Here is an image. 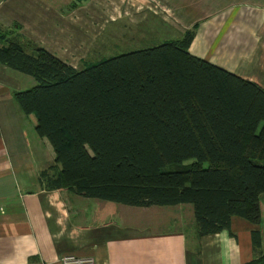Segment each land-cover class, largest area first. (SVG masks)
I'll list each match as a JSON object with an SVG mask.
<instances>
[{"label":"trees","instance_id":"trees-1","mask_svg":"<svg viewBox=\"0 0 264 264\" xmlns=\"http://www.w3.org/2000/svg\"><path fill=\"white\" fill-rule=\"evenodd\" d=\"M194 34L77 70L0 31V65L35 83L12 97L54 153L39 175L45 190L139 209L190 205L198 238L232 218L262 225L264 91L191 56Z\"/></svg>","mask_w":264,"mask_h":264},{"label":"crops","instance_id":"crops-1","mask_svg":"<svg viewBox=\"0 0 264 264\" xmlns=\"http://www.w3.org/2000/svg\"><path fill=\"white\" fill-rule=\"evenodd\" d=\"M140 2L0 0V31L83 69L96 44L76 37L88 13L105 18L89 27L106 32L112 26L113 40L120 27L175 40L194 28L191 56L264 91V8H230L194 21L192 7L182 9L188 19H179L172 0H147L142 7ZM25 78L0 65V264H61L65 256L91 258L95 264H249L264 257V196L261 226L232 218L228 231L198 238L190 205L139 209L45 190L39 175L54 166V153L36 136L35 118L23 116L12 97L34 87ZM167 225L174 230L160 231ZM254 232L261 234L259 243Z\"/></svg>","mask_w":264,"mask_h":264},{"label":"rangeland","instance_id":"rangeland-1","mask_svg":"<svg viewBox=\"0 0 264 264\" xmlns=\"http://www.w3.org/2000/svg\"><path fill=\"white\" fill-rule=\"evenodd\" d=\"M147 1V0H144ZM143 0H141L140 3H138L139 7H142L144 4H146ZM170 1V0H168ZM173 9L178 11L176 16L180 18H187L188 19V13L185 14L183 8L185 7H192L194 9L195 13L193 12V19L194 21L197 19L203 20L204 18L210 17L214 14H217L223 10H227L230 8H236L241 6H253L258 8H264V0H172ZM104 3V2H103ZM144 3V4H143ZM149 4L153 6H158L157 4L150 2ZM148 6V4H146ZM104 10V7H103ZM104 12V11H103ZM165 15V14H164ZM87 19L85 21L82 20V23H79L80 27L76 29L77 35L76 37H81V42L85 43H93L96 41V44L94 46L93 51L90 52L88 57L86 56V61L82 64L83 68L88 67L89 65L97 64L98 62L108 60L117 56L129 54L138 50L148 49L156 46H160L164 42H170L172 40H175L173 38H170L166 36L165 34H160L159 36H156L152 38L150 35H146V33L143 34V32L140 34L139 30L137 29H131L129 26V29H120L116 31L118 33V36L113 39H111L110 34L112 32V26H109L106 32L101 31L98 29L99 27L94 25V27H98L97 29H91V26L89 22L93 20H100L101 22L104 21L105 18H97L95 14H86ZM167 16V15H166ZM169 16L172 17L170 14ZM97 18V19H95ZM145 26H149L150 23L146 22L144 24ZM174 25V24H173ZM89 27V28H88ZM157 27V25H156ZM174 27L177 29V27L180 30V24L179 26L174 25ZM156 32H157V28ZM160 30V28H158ZM127 30V31H126ZM123 35L125 37H123ZM118 39V40H117ZM143 41V42H142ZM84 45V44H83ZM82 53V52H81ZM79 53L77 57H82L85 55H81ZM71 64L75 65L76 69H81V65L78 62H70ZM18 74V73H17ZM20 77H24L21 74ZM31 81L33 86H35L34 82L30 78H25ZM31 87H27L24 89H21L22 91L30 90ZM88 201V203H94L91 200H85ZM160 231H172L174 230L173 226H163L159 228Z\"/></svg>","mask_w":264,"mask_h":264},{"label":"built area","instance_id":"built-area-1","mask_svg":"<svg viewBox=\"0 0 264 264\" xmlns=\"http://www.w3.org/2000/svg\"><path fill=\"white\" fill-rule=\"evenodd\" d=\"M61 264H95L91 258H79L75 256H65L60 261Z\"/></svg>","mask_w":264,"mask_h":264}]
</instances>
